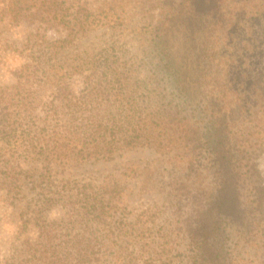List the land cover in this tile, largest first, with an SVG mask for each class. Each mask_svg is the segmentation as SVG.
I'll use <instances>...</instances> for the list:
<instances>
[{
    "label": "trees",
    "instance_id": "16d2710c",
    "mask_svg": "<svg viewBox=\"0 0 264 264\" xmlns=\"http://www.w3.org/2000/svg\"><path fill=\"white\" fill-rule=\"evenodd\" d=\"M157 1H160L162 16L155 26L151 58L148 53L144 57L157 69H148L143 80L127 59H120L122 56L115 45L106 52L97 53L87 63L79 61L61 71L58 52L50 47L57 40L46 38L42 42H46L48 50L21 64L16 70L19 74L17 83L13 85L16 89L42 76L45 82L57 86L52 98L44 103L43 111L35 110V102L28 99L31 95L14 99L5 86H0V191L7 198L20 199L22 196L23 186L17 168L24 161L31 166L42 162L45 170L54 163L67 165L84 159L110 160L117 152L140 145L169 149L177 140L175 134L182 132L192 133L198 143L206 142L210 150L217 142L223 143L222 133L212 131L216 128L215 122L190 127L189 118L183 119L180 115L182 100L198 102L192 112L201 117V102L206 100L203 80L210 68H219L221 61L229 67L240 64L231 56L230 50L218 51L217 43L208 37L219 31L221 19L231 24L235 20L233 30L236 34L232 39L239 45H246L248 51L254 49V53H249L250 67L257 71L264 69V44L261 45L264 40V0H211L204 11L190 0H182L177 6L174 0ZM9 2L15 10L14 18L44 12V9L33 12L27 0ZM171 2L173 5H169ZM48 4L51 9H63L64 16L65 5L59 7L50 0ZM105 16V11L95 12L79 6L74 15V32L92 29L101 24ZM65 19L60 18L58 23L68 25L69 21ZM43 20L49 21L48 18ZM67 70L70 74L82 75L85 85L80 91L70 81L63 80ZM261 75L255 79L257 84L253 89L257 99L264 96V91L257 90V87L264 89ZM147 78L148 83L145 82ZM149 80L157 85L149 87ZM155 96L159 101L154 99ZM153 102H158V109L149 111ZM237 104L244 108V103ZM242 147L241 143L235 152L229 151L232 154H224L218 162L222 164L226 158L229 162L231 158L242 164L244 158L240 154L246 152ZM44 170L40 174H44ZM197 182L191 181L192 189L198 185L197 188L203 190ZM39 183L41 197L35 202L38 208L33 209L38 218L40 212L51 208L59 199L66 204L65 214L61 218L35 222L38 224L36 237H25L14 244L7 259L10 264L176 263L168 257L171 228L165 223L158 227L146 225L147 219L142 217L146 211L139 213L137 219L115 218L119 183L106 179L100 184L77 181L73 185L66 181L59 187L50 175H43ZM251 190V210L245 213L244 227L240 222L243 232L232 236L236 244L244 238L247 247L251 248H235L223 239L219 244L208 242L194 247L187 255L186 264H264V257H258L264 249V182L252 181ZM207 212L206 224L213 218ZM208 231L201 228L199 234L208 236L212 233ZM253 248L254 252L251 251ZM254 254L256 257L252 258Z\"/></svg>",
    "mask_w": 264,
    "mask_h": 264
},
{
    "label": "rangeland",
    "instance_id": "374dc122",
    "mask_svg": "<svg viewBox=\"0 0 264 264\" xmlns=\"http://www.w3.org/2000/svg\"><path fill=\"white\" fill-rule=\"evenodd\" d=\"M50 1L59 7H67L64 16L63 9H51L49 0H27L33 12L44 9L43 14L33 13L14 18L15 10L10 6L12 4L9 0L0 1V86H5L14 99L31 95L28 99L35 102V110L41 113L44 103L52 98L57 86L45 82L42 76L24 83L22 87H13L19 75L16 70L21 64L29 62L31 57L41 51L48 50L49 46L42 42V39L46 38L57 40L50 47L58 52V63L63 68L61 71L67 69L66 67L71 68L79 61L87 63L93 56H97V53L106 52L112 45L119 49V55L122 56L120 59H127L138 71L140 80L147 75L148 69H157L152 63L149 65L144 57L147 53L149 57L152 54L155 26L162 16L160 1ZM210 1L190 0V3L194 2L200 11H204ZM173 3L177 6L182 0H174ZM169 5H173L172 2ZM79 6L95 12L105 11L103 22L92 29L74 32V15ZM62 17L69 21L68 25L64 23L65 20L62 22L64 24L58 23ZM44 18L49 21L46 22ZM224 21L225 19H221L219 31L208 37L210 41L212 39L213 43H217L218 51L230 50L231 56L240 64L229 67L221 61L219 68H210L203 80V95L206 100L201 102V117L192 112V108L198 103L193 102L194 100H182L180 113L183 119L186 116L189 118V125L193 128L197 124L208 126L211 121L215 122L216 128L212 131L222 133L223 143L217 142L210 150L206 142L201 145L192 133L182 132L175 134L177 140L169 149L140 145L117 152L118 154L110 160L84 159L67 165L54 163L45 170L42 162L32 163L31 166L24 161L21 167L17 168L23 186L20 199L12 196L7 198L0 191V264H10L7 259L18 240L36 237L38 224L35 225V222L61 218L65 214L66 204L61 199L51 208L40 212L39 218L33 210L38 208L35 207V202L41 197L38 193L39 180L43 175H50L59 187L66 181H71L73 185L77 181L100 184L106 179L119 183L120 190L116 197L118 210L115 218L125 216L127 220L137 219L139 213L146 211L142 216L147 219L146 225L158 227L165 223L171 228V249L168 257L176 262L175 264H186L187 255L192 249L208 242L219 244L223 239L227 245L235 248L247 247L244 238L236 244L232 236L243 232L245 213L251 210L249 199H253L252 181L264 182V96L262 95L261 99L253 96L254 85L257 84L255 79L261 73L263 75L260 79L264 78V69L257 71L249 66V53H254V49L248 51L246 45H239L232 39V35L236 34L233 30L235 20L233 24ZM263 44L264 40L261 45ZM154 49L157 52L156 48ZM68 71L70 70L66 71L63 80L70 81L77 91L83 88L85 83L82 75L73 72L70 74ZM148 79H145L146 83ZM152 83L153 81L149 80L148 85L154 88L157 83ZM262 88L257 87V90L264 91ZM245 94H248V97ZM154 99L159 101L158 96ZM237 103H244V108ZM157 104L158 102H153L149 111H156ZM241 143L246 147H242L246 152L240 154L244 158L242 164L231 158L229 162L227 158L222 164L218 162L224 154L231 155L232 152L229 151L235 152ZM43 170L44 174H40ZM194 180H198L197 184H200L203 190L198 189V185L192 189L190 185ZM12 201L15 203H11ZM208 201L211 203L208 204ZM251 204L253 206L252 202ZM205 212L213 217L211 223L206 224ZM25 221H28L27 225L24 224ZM201 228L213 234L200 236ZM254 250L251 249L252 252ZM251 257H256V254ZM258 257H264V249L263 252L260 250Z\"/></svg>",
    "mask_w": 264,
    "mask_h": 264
}]
</instances>
